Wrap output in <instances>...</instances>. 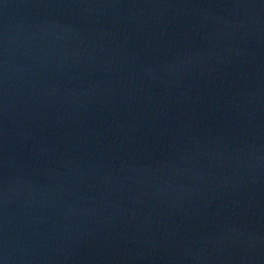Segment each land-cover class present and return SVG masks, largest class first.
Listing matches in <instances>:
<instances>
[{
  "label": "water",
  "instance_id": "95a60500",
  "mask_svg": "<svg viewBox=\"0 0 264 264\" xmlns=\"http://www.w3.org/2000/svg\"><path fill=\"white\" fill-rule=\"evenodd\" d=\"M0 264H264V0H0Z\"/></svg>",
  "mask_w": 264,
  "mask_h": 264
}]
</instances>
